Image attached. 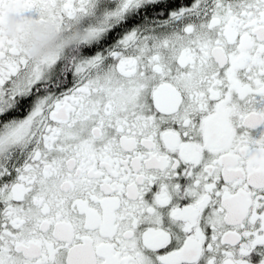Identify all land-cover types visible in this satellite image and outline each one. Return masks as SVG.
I'll return each instance as SVG.
<instances>
[{"label": "snow or ice", "instance_id": "obj_1", "mask_svg": "<svg viewBox=\"0 0 264 264\" xmlns=\"http://www.w3.org/2000/svg\"><path fill=\"white\" fill-rule=\"evenodd\" d=\"M0 264H264V0H0Z\"/></svg>", "mask_w": 264, "mask_h": 264}, {"label": "clouds", "instance_id": "obj_2", "mask_svg": "<svg viewBox=\"0 0 264 264\" xmlns=\"http://www.w3.org/2000/svg\"><path fill=\"white\" fill-rule=\"evenodd\" d=\"M30 29L29 39L24 40L23 46L27 55L34 59L40 60L46 56L56 53L58 50L67 49L68 46L61 48V33L56 31V27L52 24L37 25L29 23L26 25ZM16 22L13 16H9L8 34L12 37L16 35ZM32 38H38V42L32 43Z\"/></svg>", "mask_w": 264, "mask_h": 264}, {"label": "flooded vegetation", "instance_id": "obj_3", "mask_svg": "<svg viewBox=\"0 0 264 264\" xmlns=\"http://www.w3.org/2000/svg\"><path fill=\"white\" fill-rule=\"evenodd\" d=\"M13 16L15 18V22H16V34L18 31L23 30L26 33V39H29L30 37V29H28L26 27V25H28L29 23H33V24H37V25H44V24H38L35 23L34 21L30 20V19H25L23 21H19L16 19V17L12 14L7 15L6 17V22H5V27L6 30L8 32V23H9V16ZM57 32L61 33V39H60V47L63 48L66 45L68 46V48L77 45L78 43L82 42L83 40L86 39V35L81 32L79 29H74L72 32H65V31H61V30H57ZM32 43L38 42V38H32L31 40Z\"/></svg>", "mask_w": 264, "mask_h": 264}]
</instances>
